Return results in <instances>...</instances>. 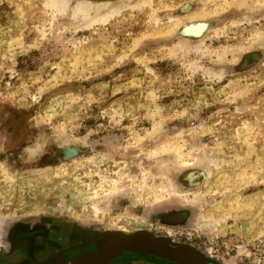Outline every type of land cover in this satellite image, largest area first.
Listing matches in <instances>:
<instances>
[{
    "label": "rangeland",
    "instance_id": "374dc122",
    "mask_svg": "<svg viewBox=\"0 0 264 264\" xmlns=\"http://www.w3.org/2000/svg\"><path fill=\"white\" fill-rule=\"evenodd\" d=\"M62 228L264 264V0H0V264Z\"/></svg>",
    "mask_w": 264,
    "mask_h": 264
},
{
    "label": "flooded vegetation",
    "instance_id": "af4514ba",
    "mask_svg": "<svg viewBox=\"0 0 264 264\" xmlns=\"http://www.w3.org/2000/svg\"><path fill=\"white\" fill-rule=\"evenodd\" d=\"M67 233L62 228L61 233H58L59 237L56 239L53 237L51 242L53 232V234H48L47 240L41 243L32 235L18 236L10 245V247L13 246V249L7 262L11 264H72L77 258L88 253H95L97 241L104 234L89 230L73 232L71 235ZM14 250L18 252L13 254ZM122 259L139 264H172L156 257L139 256L125 252L109 264H118ZM204 262V264H219L208 259H204Z\"/></svg>",
    "mask_w": 264,
    "mask_h": 264
},
{
    "label": "water",
    "instance_id": "95a60500",
    "mask_svg": "<svg viewBox=\"0 0 264 264\" xmlns=\"http://www.w3.org/2000/svg\"><path fill=\"white\" fill-rule=\"evenodd\" d=\"M72 149L76 155L77 148ZM66 148L62 150V159L66 160L72 155L66 154ZM191 174L198 175V178H204L202 171H189L184 175L188 185H198V178L195 184L191 183ZM96 252L88 253L77 258L72 264H109L111 261L122 255L130 253L139 256L156 257L172 264H204V258L195 253L192 249L185 246L173 245L164 238L152 239L149 234L139 232L131 237H127L120 232H110L102 234L97 241Z\"/></svg>",
    "mask_w": 264,
    "mask_h": 264
},
{
    "label": "bare ground",
    "instance_id": "6f19581e",
    "mask_svg": "<svg viewBox=\"0 0 264 264\" xmlns=\"http://www.w3.org/2000/svg\"><path fill=\"white\" fill-rule=\"evenodd\" d=\"M198 15H199V14H198ZM193 20H196V19L192 18L191 21H193ZM196 21H198V20H196ZM195 23H196V22H193L194 26H195ZM197 23H199V22H197ZM189 24H190V23H189ZM189 24H188V25H189ZM193 24H192V25H193ZM192 25H189V26H192ZM197 25H198V24H197ZM186 26H187V25H186ZM199 26H200V25H199ZM200 27H201V26H200ZM203 27H204V26H203ZM187 28H188V27H186V29H187ZM198 28H199V27H196V26H195V27H192V29H194V30H192V32L195 31V29L197 30ZM200 29H202V28H200ZM202 30H203V29H202ZM202 30H200V31H202ZM187 31H188V29H187ZM189 31H190V30H189ZM198 31H199V30H198ZM190 33H191V32H190ZM194 33H196V32H194ZM197 34L201 36V34H199L198 32L196 33V35H197ZM198 35H197V36H198ZM192 36H193V34H192ZM34 151H36V150H34V149L31 148L29 153H34ZM66 153H67V155H70V154L72 155V154H73V150H67ZM208 167H209V166H208ZM209 170L211 171V168H210V167H209ZM207 171H208V170H207ZM208 172H209V171H208ZM190 177H191V180H190V181H191V183H192V180H193V179L197 180L198 175L191 174Z\"/></svg>",
    "mask_w": 264,
    "mask_h": 264
},
{
    "label": "crops",
    "instance_id": "0c3cea01",
    "mask_svg": "<svg viewBox=\"0 0 264 264\" xmlns=\"http://www.w3.org/2000/svg\"><path fill=\"white\" fill-rule=\"evenodd\" d=\"M122 262H123V263H122ZM119 263H121V264H139V263H135V262L128 261V260L126 261V260H123V259L120 260V261L118 262V264H119Z\"/></svg>",
    "mask_w": 264,
    "mask_h": 264
}]
</instances>
